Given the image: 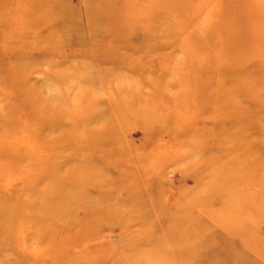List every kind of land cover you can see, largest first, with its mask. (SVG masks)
<instances>
[{"label": "rangeland", "instance_id": "rangeland-1", "mask_svg": "<svg viewBox=\"0 0 264 264\" xmlns=\"http://www.w3.org/2000/svg\"><path fill=\"white\" fill-rule=\"evenodd\" d=\"M93 113L147 180L41 240L25 190L79 136L46 127ZM0 214V264H264V0H0Z\"/></svg>", "mask_w": 264, "mask_h": 264}, {"label": "bare ground", "instance_id": "bare-ground-1", "mask_svg": "<svg viewBox=\"0 0 264 264\" xmlns=\"http://www.w3.org/2000/svg\"><path fill=\"white\" fill-rule=\"evenodd\" d=\"M101 116V113L85 115L80 119H75L74 125L63 118L58 122H52L46 127L50 132H60L58 138H56L59 141L65 142L68 139L67 136L73 130L72 128L78 130L79 136H74L75 139L71 138L70 142L73 148H71L72 157L70 160H65L64 163L56 165L52 163L44 172L45 175L42 177H48L47 184L41 189H33L31 187L25 190L26 194L32 193L38 196V199L30 201V206H32L37 217L35 219L36 222H34L37 229L33 231L34 234L35 232L38 233V237L41 240H46L55 231L63 235L70 226L77 223L75 214L81 209L84 217L89 220L90 230L98 228L93 230L98 231L110 226L112 222H105L106 217L102 220V216L103 214L107 217L110 216L107 212L112 209L104 207L103 204L96 201L98 198L91 196H93L92 191H94L95 195L101 196L100 198L107 203L106 198L113 197L115 193L107 195L110 190L103 186L111 185L112 183L101 185L96 182H108L112 179H117V181L128 187L148 177L139 167L133 165L139 163L138 159L142 156L140 152H137V147L133 144V141L131 143L126 137L120 138L118 135L120 129L118 126H114V122H109L113 124L105 123L103 125L98 123ZM92 124H100V126L91 127ZM72 160L80 162L79 165L65 167ZM162 168L163 165L159 164L155 169L162 170ZM109 169L112 170L111 175L107 173ZM94 178L98 179L93 181ZM126 182L132 183L126 185ZM46 192L55 196V200L52 201L51 205H48L43 200L44 196H41L46 194ZM66 219H68V222H66ZM5 221V218L0 214L1 239H5L6 232H11L12 227L14 230L13 223L9 222L8 218L7 222ZM82 235L79 234L77 237ZM28 254H30V251Z\"/></svg>", "mask_w": 264, "mask_h": 264}]
</instances>
